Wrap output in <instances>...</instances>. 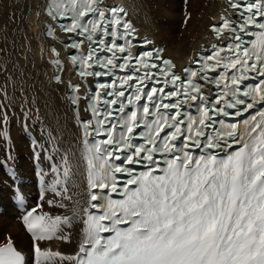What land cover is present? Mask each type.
Wrapping results in <instances>:
<instances>
[{
    "label": "snow or ice",
    "instance_id": "snow-or-ice-1",
    "mask_svg": "<svg viewBox=\"0 0 264 264\" xmlns=\"http://www.w3.org/2000/svg\"><path fill=\"white\" fill-rule=\"evenodd\" d=\"M48 15L74 50L73 111L84 100L92 117L79 120L88 205L74 256L41 246L67 239L57 234L70 218L26 211L33 264H264V0H227L211 27L217 43L183 76L161 50L135 51L123 8L57 0ZM252 29L258 39L249 48ZM245 113L251 119L240 127L234 121ZM8 119L0 104V123ZM0 264H26L11 238L0 244Z\"/></svg>",
    "mask_w": 264,
    "mask_h": 264
},
{
    "label": "bare ground",
    "instance_id": "bare-ground-1",
    "mask_svg": "<svg viewBox=\"0 0 264 264\" xmlns=\"http://www.w3.org/2000/svg\"><path fill=\"white\" fill-rule=\"evenodd\" d=\"M104 2H121L127 9V16L135 23L139 37L149 36L153 44L162 45L163 53L170 56L177 67L190 61L197 49L213 40L207 25L217 19L218 12L224 6V0ZM44 4L45 0H0V60L40 114V118L37 115L38 118L33 119L24 106L18 107L20 99H15L13 92L7 91V88L5 91H2L3 88L0 90V104L7 105L9 113L7 123H0V151L4 147L6 153L4 158L0 155V159L5 160L8 157L5 142H11L14 154L10 155L7 164L15 167L18 177L21 173L36 182H32L33 190L23 188L22 192H33L35 196L43 193V203L40 202L43 213L71 219V224L63 227L62 232L57 234L66 236L67 239L54 238L42 242L41 246L65 256H73L81 237L86 202L85 173L80 158L81 133L66 98L68 82L75 77L71 73V65L65 62L60 73L63 83L51 81L55 67L47 62L53 56L48 49L51 40L42 35ZM59 50L60 55L65 57V52L69 49ZM30 150L34 152L35 160L37 151L43 160L52 158V155H56V159L52 164L42 166L41 170L39 167V171L34 174L31 171ZM65 167L69 170L67 178L63 176ZM43 171L50 172L41 175ZM36 176L40 178L38 184ZM62 181L68 182L67 186ZM37 185L41 189L39 193ZM3 186L0 187V203L3 208L0 213V243L11 238L18 248L29 252V243L32 245L33 241L20 228L16 220L18 212L8 202L10 186ZM57 186L61 190L66 187L67 191H62V195L57 196L52 191ZM49 201L52 202L51 205ZM26 205L30 206V202ZM51 264H58V261L54 259ZM64 264L68 262L65 261Z\"/></svg>",
    "mask_w": 264,
    "mask_h": 264
},
{
    "label": "rangeland",
    "instance_id": "rangeland-1",
    "mask_svg": "<svg viewBox=\"0 0 264 264\" xmlns=\"http://www.w3.org/2000/svg\"><path fill=\"white\" fill-rule=\"evenodd\" d=\"M0 84H1V86H0V90L2 89V91H5L6 90V88H7V91H9V92H13V96H14V98L15 99H20L19 101H20V105L18 106V107H20V106H24V108H26L31 114H30V116L32 115V118L33 119H37L38 117L40 118V114L36 111V106L34 105V103L32 102V100H30L29 99V97L24 93V90L22 89V87H20L19 85H17V83H16V81L13 79V77H11V75H9L10 73L8 72V70L6 69V65L0 60ZM3 68V69H2ZM4 71V72H3ZM7 72H8V74H7ZM5 79H7V80H9V81H7V80H5ZM12 79V80H11ZM5 83V84H4ZM17 85V86H16ZM5 88V89H4ZM10 88V89H9ZM17 89V90H16ZM16 92H15V91ZM16 93V94H15ZM19 95H18V94ZM22 96V97H21ZM23 98V99H22ZM26 98V99H25ZM23 100V101H22ZM28 100V101H27ZM26 103V104H25ZM58 107L60 108V105H58ZM35 115V116H34ZM37 115H38V117H37ZM5 149H4V147L3 148H1V151H0V155H1V157L2 158H4L5 156H6V153H5V151H4ZM56 153H58L59 154V151H57ZM50 157V156H49ZM15 158H13V160H14ZM44 158H41V156L39 155V153H38V151H37V163L39 164V167H40V170H41V168H42V166H44V165H46V164H52L53 163V161L56 159V155H52V158H48V159H46V160H43ZM17 160V159H16ZM20 161H22V160H20ZM12 166V165H11ZM50 171H43L42 173H41V175H44V174H47V173H49ZM56 173V171L54 170L53 171V174H55ZM49 175H51V174H49ZM0 187H1V185H4L3 187H6V186H8L7 184H5L3 181H2V179H1V177H0ZM51 182H52V180H50ZM9 183H10V181H8ZM33 182L34 183H36L35 182V179H33ZM44 182V181H43ZM63 182V184L65 185V186H67V183L68 182H64V181H62ZM34 187V186H33ZM2 188V187H1ZM40 190L41 189H37V192L39 193L40 192ZM36 196H38V194L36 195ZM44 199V194L43 193H39V198L38 199H35V201H34V206L35 207H38L39 206V210L41 211L42 210V203H43V200ZM42 201V203L40 204V202ZM9 202V204H11L10 203V201H8ZM30 202V205H32V201L30 200V201H28L27 202V204ZM2 204V203H1ZM7 204V202L6 203H4V205H6ZM12 205V204H11ZM1 213V212H0ZM11 218H13L12 216H10ZM14 219V218H13ZM27 236H29L28 234H26ZM29 237H31V236H29ZM31 243H29V248L30 247H32V245H30ZM32 244H33V242H32ZM22 250H24V249H22Z\"/></svg>",
    "mask_w": 264,
    "mask_h": 264
}]
</instances>
